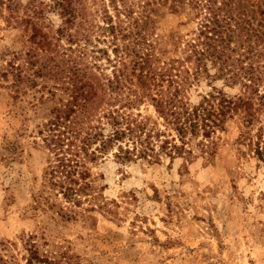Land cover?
Segmentation results:
<instances>
[{"label":"trees","instance_id":"obj_1","mask_svg":"<svg viewBox=\"0 0 264 264\" xmlns=\"http://www.w3.org/2000/svg\"><path fill=\"white\" fill-rule=\"evenodd\" d=\"M50 1L67 19L57 43L40 39L37 47L13 54L0 69L17 78L18 95L36 87L38 79L47 81L41 87L53 103L48 117L36 125V141L45 152L42 187L34 200L38 212L75 219L72 208L53 200L66 191L89 204L83 211H93L96 191L87 163L119 139H126L136 158L155 162L163 154L181 156L184 148L206 147L228 120L238 126L242 140L262 121L264 0ZM166 17L194 27L185 34L170 32L165 41L159 30ZM207 69L211 79L227 87L237 83L239 91L231 96L222 89L211 91L192 103L186 90ZM145 101L156 118L132 112ZM262 128L256 129L257 137ZM0 245V264H18L7 254L9 247ZM41 245L28 235L22 244L24 264H57L39 254Z\"/></svg>","mask_w":264,"mask_h":264},{"label":"rangeland","instance_id":"obj_2","mask_svg":"<svg viewBox=\"0 0 264 264\" xmlns=\"http://www.w3.org/2000/svg\"><path fill=\"white\" fill-rule=\"evenodd\" d=\"M66 24L50 0H0V69L40 39L57 43ZM160 27L166 41L170 32L185 34L194 24L180 26L178 17H166ZM110 71L106 66L104 72ZM211 73L207 69L186 90L192 103L211 91H239L237 83L223 86ZM37 81L18 95L17 78L0 70V244L18 264H24L28 235L39 245L45 241L39 254L57 264H264V128L256 136L264 111L249 139L239 138L240 129L228 120L206 147L163 154L155 162L136 158L126 139L117 140L87 163L96 191L93 211H83L89 204L70 191L53 197L75 211V219H66L38 212L34 201L45 167L36 125L53 104L41 87L47 81ZM132 112L156 118L147 101Z\"/></svg>","mask_w":264,"mask_h":264}]
</instances>
